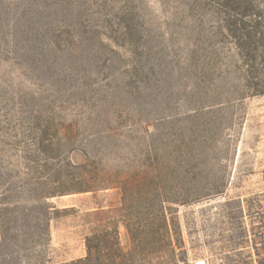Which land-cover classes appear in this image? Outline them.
I'll use <instances>...</instances> for the list:
<instances>
[{
    "label": "rangeland",
    "instance_id": "1",
    "mask_svg": "<svg viewBox=\"0 0 264 264\" xmlns=\"http://www.w3.org/2000/svg\"><path fill=\"white\" fill-rule=\"evenodd\" d=\"M264 264V0H0V264Z\"/></svg>",
    "mask_w": 264,
    "mask_h": 264
},
{
    "label": "bare ground",
    "instance_id": "2",
    "mask_svg": "<svg viewBox=\"0 0 264 264\" xmlns=\"http://www.w3.org/2000/svg\"><path fill=\"white\" fill-rule=\"evenodd\" d=\"M195 264H203L201 261H197Z\"/></svg>",
    "mask_w": 264,
    "mask_h": 264
}]
</instances>
